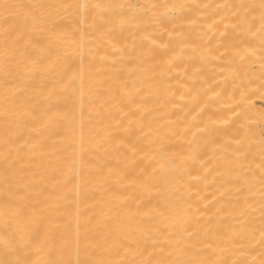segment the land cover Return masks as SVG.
Here are the masks:
<instances>
[{"label":"bare ground","instance_id":"bare-ground-1","mask_svg":"<svg viewBox=\"0 0 264 264\" xmlns=\"http://www.w3.org/2000/svg\"><path fill=\"white\" fill-rule=\"evenodd\" d=\"M261 3L0 0V264H264Z\"/></svg>","mask_w":264,"mask_h":264},{"label":"snow or ice","instance_id":"snow-or-ice-1","mask_svg":"<svg viewBox=\"0 0 264 264\" xmlns=\"http://www.w3.org/2000/svg\"><path fill=\"white\" fill-rule=\"evenodd\" d=\"M5 9H8L10 7H15V5H8V4H4L2 5ZM261 7L264 8V0H262V3H261ZM261 21H262V26H264V14H262L261 16Z\"/></svg>","mask_w":264,"mask_h":264}]
</instances>
